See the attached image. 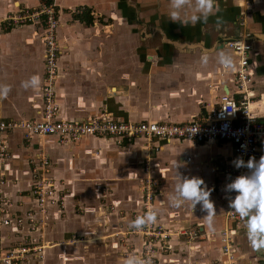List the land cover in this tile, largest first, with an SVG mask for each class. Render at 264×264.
Here are the masks:
<instances>
[{
  "label": "crops",
  "instance_id": "0c3cea01",
  "mask_svg": "<svg viewBox=\"0 0 264 264\" xmlns=\"http://www.w3.org/2000/svg\"><path fill=\"white\" fill-rule=\"evenodd\" d=\"M193 2L189 0V5ZM254 2L248 26L255 42L250 106L264 122V0ZM56 5L62 48L55 84L60 107L56 119L83 121L105 114L130 122L187 124L217 108L223 94L239 97L232 74L223 73L216 61L221 50L233 56L225 42L238 38L242 30L237 0L217 1L214 15L194 26L169 19V0H56ZM37 6V0H0V85L9 87L7 95L0 97V120L43 118L45 46L40 34L31 26L3 30L8 14ZM84 8L91 10V24L79 19ZM201 53L209 55L206 66L199 62ZM32 75L39 76V85L22 87L21 82ZM3 137L9 157L0 162L5 177L0 193L13 203L5 215L13 218L37 211L31 190L34 173L37 178L44 174L42 157L50 162L44 177L65 195L63 209L49 207L44 231L48 242L79 236L85 238L83 244L104 249L103 253L115 259L114 264H122L128 245L131 254H140L145 240L128 233L130 221L143 212L141 186L149 162L160 182L155 198L157 219L172 232L171 239L156 245L159 264L226 263L219 232L235 224L227 218L226 211L231 210L224 189L228 177L221 164L234 161L228 142L155 138L149 144L137 138L119 143L114 138L86 136L64 144L57 136L34 135L26 140L20 130ZM177 172L182 177L202 178L211 190L209 199L215 210L212 229L199 203L194 209L188 201L180 207L169 205L167 197L174 189ZM239 222L233 234L238 264H264V241L254 247L244 219L240 217ZM192 230L198 232L197 237L190 235ZM175 231L179 234H173ZM181 231L187 234L181 235ZM26 232V226L0 227V251L5 253Z\"/></svg>",
  "mask_w": 264,
  "mask_h": 264
},
{
  "label": "built area",
  "instance_id": "2783aa9c",
  "mask_svg": "<svg viewBox=\"0 0 264 264\" xmlns=\"http://www.w3.org/2000/svg\"><path fill=\"white\" fill-rule=\"evenodd\" d=\"M36 8H22L17 13L9 15L4 20L7 30L20 26H31L45 46L44 50V74L43 86V118L40 121H7L0 120V162H5L9 157L7 142L4 134L20 130L29 140L34 135L57 136L61 143L78 142L86 136L114 138L119 143L131 142L137 138H144L152 143L155 138L166 141L185 140L196 143L228 142L232 145L234 160L240 157L247 161L250 157L259 159L264 153V122L253 112L250 106L253 92L249 90L252 81L250 62L255 51V42L249 26V16L255 8L254 0H237L239 13V26L242 29L238 38L225 42L224 47L233 53L235 67L225 70L223 73L232 74L234 83L239 91V97L223 94L217 108L208 111L201 120L187 123H158V122H130L116 120L105 114L97 115L83 121H67L56 119L59 112V104L56 102L55 84L59 76V60L62 56V48L58 40V32L61 27L56 0H37ZM220 1V0H217ZM42 173L49 172L50 162L42 157ZM192 162V157L187 158ZM224 163V173L228 182L238 175L246 174V168H236L228 161ZM146 177L143 180L141 191L143 193V215L145 211L156 210L155 198L159 194V180L154 176L149 162L145 165ZM37 178L32 187V194L37 200V211L28 212L26 215H16L11 218L5 215L7 209L13 206L7 198L0 193V227L15 224L17 227H27L21 240L5 253L0 251V264H26L31 260L41 261L45 258L46 250L50 247L67 246L74 243V239L64 242H48L45 238L47 215L49 207L65 206V195L57 192L53 182L44 177ZM5 183L3 173H0V184ZM235 193H229L233 198ZM229 220H234L233 227H225L219 232L222 251L226 256L225 264H238L237 249L234 245L233 234L239 227L240 216L233 209L227 214ZM128 234L139 235L145 240L143 249L138 256L147 258L150 264H157L156 245L166 243L172 237V232L167 230L158 219L155 223L147 225L142 230L131 229ZM179 234V233H178ZM187 234L183 231L180 233ZM189 234V233H188ZM190 235L198 236V232L192 230ZM131 254V253H130ZM129 254V255H130ZM136 255V254H135Z\"/></svg>",
  "mask_w": 264,
  "mask_h": 264
},
{
  "label": "clouds",
  "instance_id": "9594fccd",
  "mask_svg": "<svg viewBox=\"0 0 264 264\" xmlns=\"http://www.w3.org/2000/svg\"><path fill=\"white\" fill-rule=\"evenodd\" d=\"M186 6L190 11H185ZM217 10V0H194L189 5V0H169L168 17L172 22L195 25L198 22H206L209 16L214 15ZM217 26L219 18L217 17ZM209 55L201 53L200 64H208ZM216 61L225 70H232L235 61L230 53L218 51ZM40 79L38 75H32L27 81H22V87H37ZM9 87L0 85V97L7 95ZM234 167L246 168V174H241L226 183L224 189L228 193H235L233 198H229V206L245 221L246 234L253 246H259L264 241V153L259 159L249 158L247 161L237 157L233 161ZM210 189L204 184L202 178L192 176L182 177L177 172L176 182L172 192L168 194V203L171 207H180L185 201L190 202L192 209L199 203L202 210H206L205 218L209 229L213 228L215 210L213 202L209 199ZM157 210L145 211L143 215L136 216L130 221L129 227L137 231L142 230L147 225L155 223ZM122 264H150L147 258H142L135 254L124 257Z\"/></svg>",
  "mask_w": 264,
  "mask_h": 264
},
{
  "label": "rangeland",
  "instance_id": "374dc122",
  "mask_svg": "<svg viewBox=\"0 0 264 264\" xmlns=\"http://www.w3.org/2000/svg\"><path fill=\"white\" fill-rule=\"evenodd\" d=\"M27 8V7H24ZM12 15V14H8ZM4 25V24H3ZM25 26V25H24ZM3 30L8 31L4 26ZM10 30V29H9ZM160 40H158L159 42ZM229 210L226 211L228 213ZM173 234H178L177 231ZM74 243L67 246L50 247L45 254V258L41 260V263L36 264H114L115 259H111V256L103 253L104 249H100L96 245H85V238L79 236H73ZM62 242L68 240H61ZM59 241V242H61ZM58 243V242H57ZM131 253V246H127L124 251L123 257ZM105 254V255H104ZM104 255V256H102ZM102 256V257H101ZM102 261V262H101ZM35 264V263H30ZM157 264L159 262L157 261Z\"/></svg>",
  "mask_w": 264,
  "mask_h": 264
},
{
  "label": "trees",
  "instance_id": "16d2710c",
  "mask_svg": "<svg viewBox=\"0 0 264 264\" xmlns=\"http://www.w3.org/2000/svg\"><path fill=\"white\" fill-rule=\"evenodd\" d=\"M81 21H84L86 24H91L93 22V16L91 15V10L89 8H84L83 15L79 17Z\"/></svg>",
  "mask_w": 264,
  "mask_h": 264
}]
</instances>
